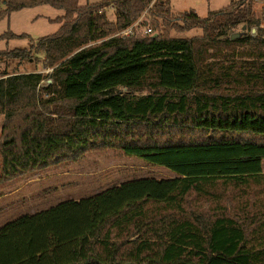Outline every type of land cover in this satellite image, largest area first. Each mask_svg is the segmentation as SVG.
Returning a JSON list of instances; mask_svg holds the SVG:
<instances>
[{
	"label": "trees",
	"instance_id": "16d2710c",
	"mask_svg": "<svg viewBox=\"0 0 264 264\" xmlns=\"http://www.w3.org/2000/svg\"><path fill=\"white\" fill-rule=\"evenodd\" d=\"M3 3L0 19L48 4L71 22L28 49L0 50V63L41 51L52 67L43 86L41 72L0 71V181L100 148L119 149L174 176L125 180L4 223L0 264H264L263 200L262 210L241 219L184 215L190 193L209 196L219 184L245 194L264 187V8L257 16L254 0H231L205 17L189 10L177 18L180 29L200 28L201 37L157 31L85 47L113 26L103 12L109 4L114 25L123 28L142 13L169 23L170 0ZM240 24L254 27L255 35H229L225 44L251 46L244 55L255 60L202 66L199 41L212 42ZM25 36L8 29L0 39ZM211 84L234 89L208 94ZM144 88L151 91L135 94Z\"/></svg>",
	"mask_w": 264,
	"mask_h": 264
},
{
	"label": "rangeland",
	"instance_id": "374dc122",
	"mask_svg": "<svg viewBox=\"0 0 264 264\" xmlns=\"http://www.w3.org/2000/svg\"><path fill=\"white\" fill-rule=\"evenodd\" d=\"M96 1L100 2L102 0H78V5H89ZM230 2L231 0H170V17H172V20L169 23H163L159 17L142 13L137 20L123 28L114 25L116 22L115 11L112 5L109 4L103 12L106 20L113 26L106 31L102 38L89 41L84 46L99 45L109 37L132 40L144 36L147 28H151L152 34L158 31L166 37H201L203 32L200 28L180 29L182 23L177 18L189 10L195 11L200 17H205L209 11H217L228 6ZM3 8V0H0V10ZM263 8L264 0H254L253 11L257 16H260ZM63 15L64 10L54 8L48 4L12 11L8 17L0 19V35L9 29L15 34L24 33L27 36L0 39V50L14 47L28 49L31 44H36L39 37L54 33L61 23L71 22L68 19L69 17L65 18ZM75 16L74 13L72 17ZM255 32L254 27L250 28L240 24L233 27L227 35L217 36L212 42L204 41L201 44L199 41L197 46L201 51L202 66L217 68L220 65H242L255 60V57L251 55H244L243 50L251 46H228L225 44L226 36L233 35V39H247L249 35L254 36ZM49 62L50 60L41 51H38L32 53L30 60L15 59L0 63V71L6 69L9 73L41 72L45 76L41 82V86H43L50 82L48 75L51 73L52 67L47 66ZM120 89L125 90V88ZM233 89L234 87L229 84L220 86L211 84L205 90L208 94L223 95L230 93ZM150 91V88H144L136 91L135 94L141 95ZM2 122L3 116L0 115V133ZM173 176L174 173L171 170L147 163L137 156L126 155L119 149H92L77 160H67L60 164L29 171L11 179L0 181V226L30 211L46 209L67 199H79L125 180L141 177L169 178ZM244 192L243 189L219 184L214 189V193L209 196L201 197L190 193L185 198L184 215L193 218L200 215L205 219H212L216 215L226 214L241 219L248 212L253 214L262 210L264 187L252 186L248 189L247 194ZM249 204L250 207L246 209Z\"/></svg>",
	"mask_w": 264,
	"mask_h": 264
},
{
	"label": "crops",
	"instance_id": "0c3cea01",
	"mask_svg": "<svg viewBox=\"0 0 264 264\" xmlns=\"http://www.w3.org/2000/svg\"><path fill=\"white\" fill-rule=\"evenodd\" d=\"M96 2H98V1H96ZM90 3H92V2H90ZM262 23H263V26L262 27H264V22H262ZM262 168H263V162H262ZM37 211H39V210H33V211L28 212L27 214H33V213H35Z\"/></svg>",
	"mask_w": 264,
	"mask_h": 264
},
{
	"label": "built area",
	"instance_id": "2783aa9c",
	"mask_svg": "<svg viewBox=\"0 0 264 264\" xmlns=\"http://www.w3.org/2000/svg\"><path fill=\"white\" fill-rule=\"evenodd\" d=\"M151 32H152V31H151V28H147L146 31H145V33H147V34H148V33H151Z\"/></svg>",
	"mask_w": 264,
	"mask_h": 264
}]
</instances>
